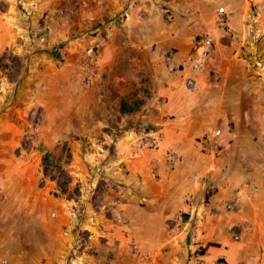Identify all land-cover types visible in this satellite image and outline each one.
<instances>
[{
	"label": "crops",
	"instance_id": "obj_1",
	"mask_svg": "<svg viewBox=\"0 0 264 264\" xmlns=\"http://www.w3.org/2000/svg\"><path fill=\"white\" fill-rule=\"evenodd\" d=\"M262 1L256 9L258 16H255L249 0H0V48L16 47L17 54L26 55V45L17 39L18 27L28 28L26 25L32 16L41 15L45 19L43 36L46 43L39 55L31 57L38 60L31 63V77L38 78L39 91L45 97L41 99L45 104V117L40 122L45 125L44 130H49L44 137L46 140L66 128L72 138L75 135H89L93 139L116 136L121 143L129 138L131 130L134 131L132 125H149L158 141L154 148L129 158L121 144L118 153L125 157L122 167L129 168V175H136V186L144 187V178L139 173L143 175L148 170H163L171 172L172 176L174 172H185L183 178H186L182 182L181 179L175 180L176 183L159 179L162 189L175 185L173 193L168 189L166 193L160 190L156 195L142 196L148 206L135 207L136 218L141 221L138 224L142 227L136 235L137 246L141 247L134 254L136 264H215L222 252L217 247L207 246V239L201 237L204 235L197 228L191 229L186 220L176 221L168 227H164L167 225L164 223L177 213L195 211L191 198L193 186L203 183L207 170L214 173L220 167L221 159L232 156L241 141L253 139L252 133L242 127L254 125L255 119H264V115L254 114L260 98L249 92L253 90L249 87L250 75L264 73V64L257 66L255 61L259 55L254 53L252 45L244 44L246 51L241 50V39H252L250 36H256L252 33L255 29L259 33L262 30L264 36ZM220 6L227 11L226 28L214 24ZM21 17L28 19L20 20ZM251 18L259 20L252 22ZM101 33L106 42L99 51L97 69L91 73L87 66L81 69L78 60ZM202 33L214 37V45L202 67L193 70L187 56L192 51L193 38ZM222 35L225 42H222ZM52 43L61 44V61L49 53ZM168 52L170 55L166 59L164 55ZM239 52L246 54L243 56ZM188 79L194 80L195 88L187 84ZM34 81L24 80L17 88L22 100H28V94L22 93L26 87L31 88ZM249 94L251 96L244 99ZM13 103L9 113L0 117V128L11 129L12 124L20 122L15 113L24 104L21 101L18 105ZM34 103L41 104L36 100ZM25 105L24 108L28 106ZM215 123H218L217 127ZM97 125H114L118 133L98 130ZM212 129L220 130L217 140L221 149L216 156L214 152L206 151L202 144V136ZM50 133L54 135L50 136ZM132 134L135 137V132ZM146 151L154 157L149 162H153L154 167L157 165V169L148 166L145 170L143 156L148 155ZM166 156L169 162L165 164ZM186 163H189L190 173L197 171L196 167L201 168L202 178L197 177L192 183L194 176H186ZM78 167L82 172L80 165ZM14 168L5 171L24 172L18 179L25 177L17 192L22 191L19 194L22 193L29 219H44L50 211L58 217L61 211L72 212L65 203L68 200L49 193V181H42L37 166L16 164ZM123 180L129 182L130 178L123 176ZM120 203L123 214H128V201ZM94 214L89 212L83 216L88 219L83 222V229H91V237L97 240L95 233L103 234L105 225L89 221L102 215L101 211ZM118 227L115 225V232H119ZM53 234L55 242L61 245L56 249H63L64 232ZM81 253L82 259L78 260L81 257L76 254L71 258L72 264H97L88 254Z\"/></svg>",
	"mask_w": 264,
	"mask_h": 264
},
{
	"label": "rangeland",
	"instance_id": "obj_2",
	"mask_svg": "<svg viewBox=\"0 0 264 264\" xmlns=\"http://www.w3.org/2000/svg\"><path fill=\"white\" fill-rule=\"evenodd\" d=\"M249 1L252 13L258 16L256 9L263 1ZM24 14L27 16L29 13L24 12ZM21 18L20 20L28 19ZM253 19L251 18L252 22L259 20ZM28 21L26 25L28 28L22 29L19 26L17 30V39H21L22 45H26V55L17 54L16 47L0 48V117L9 113L15 104L14 101L17 105L18 101L24 106L28 105L25 108L22 106L18 109L19 112L15 113L19 115V123L12 124L11 129L2 125L0 128L2 130L0 131V264H46L45 261L47 264H72L71 258L76 254L81 257L78 260L82 259L81 252L95 259L97 264H136L134 254L141 248L140 245L137 246L136 235L138 231H142V227L138 224L135 207L146 205L142 196L156 195L160 190L166 193L168 189L173 193L175 185L162 189L161 183H158L159 179L163 178L162 182L173 183L181 179L182 182L186 178H183L185 172H174L172 176L171 172L148 170L142 173L143 175L139 173L140 177L144 178L142 182L144 187L139 189L136 186V175L134 173L129 175L131 173L129 168L122 167L125 157L119 156L118 153L121 144L129 158L154 148L158 141H155L149 125H132L134 131L131 130L128 134L129 138L121 143L116 136L93 139L89 138V135L80 137L75 135L72 138L71 132L66 133V128L63 132H55V135L50 133V136L54 135L52 140H46L44 137L49 130H44L45 125L40 122L41 118L45 117L43 110L45 104L41 102L45 97L43 92L39 91L38 78L31 77L33 71L31 63L38 62L31 57L35 58L39 55L42 45L46 43L43 36L45 19L39 15L36 18L30 17ZM255 30L252 33L256 36H250L252 39H241V50L246 51L244 44L252 45L254 53L259 55L258 62L257 60L255 62L260 66L264 64V36L262 30L260 33L258 29ZM202 35L209 34L202 33ZM101 36L104 35L101 33L99 37ZM222 40V42L226 41L223 35ZM94 41L86 48L92 46ZM60 46L61 44L52 43L50 52L48 51L57 61L62 60ZM239 53L243 56L246 54V52ZM169 55L170 52L164 57ZM78 62L79 67L85 69L86 65L83 66V61L78 60ZM86 68L91 73L94 71L88 66ZM263 74V72L262 74L255 72L249 77V87L253 89L249 92L257 94L256 98H260L259 107L257 106L254 111L258 116L264 115ZM24 80H35L31 88L26 87V91L21 90L24 92L22 94H28V100H22L17 92L19 91L17 88ZM29 89L32 91L29 92ZM69 91H72L71 88ZM250 96L251 94L245 95L244 99ZM35 100L41 104H35ZM55 103L54 100L53 105ZM216 125L218 123H215ZM97 128L101 131L118 133L114 125H97ZM242 130L246 132L249 130L253 139L241 141L237 149L238 153L236 150L232 156L223 157L220 167L214 173L207 170L206 176H203V183L197 184V187L193 186L191 198L194 201L195 211L180 212L182 220L190 223L191 229L197 228L204 235L201 237L207 239V246H214L222 251L216 258L215 264H264V119L261 121L255 119L254 125H245ZM56 135L59 136L55 137ZM203 137L204 135L202 140ZM218 151L214 152V156ZM147 153L148 155L143 156L145 170L148 166L154 167L151 165L153 162H149L154 157L151 156L150 151ZM209 153L213 154V152ZM168 159V156L164 157L165 164L169 162ZM16 164L37 166L42 181H49V193L68 200L69 202L65 201V203L72 212L67 214L61 211L62 214L58 217L50 211L44 219H29L26 205L22 203V193L19 194L22 191L17 192L25 177L19 181L18 179L21 178L20 174L24 176V172L5 171L10 170V167L15 169ZM186 164V176H194L192 183H195V178H202L201 168L196 167L197 171L190 173L189 163ZM78 165L82 168V172ZM209 165L211 168L212 162ZM155 167L157 169V165ZM76 171L79 172L76 174ZM123 176L130 178L129 182L123 180ZM127 201L128 214H123L120 202ZM149 207L152 208L151 205ZM99 211L102 213L99 219L91 218L89 221L97 225L104 223L105 233L96 232L98 239L95 240L91 237V229H83V222L88 220L83 216L89 212L91 215L92 213L96 215ZM173 219L174 222L171 224L170 220ZM176 221L175 217L168 221L166 219L164 224L167 225L164 227L173 226ZM115 225L119 226V232L114 231ZM56 231L64 232L65 244L61 250L56 249V246L61 247L55 242L53 233ZM107 232L110 234L108 235ZM123 235L127 236L123 237ZM83 257L87 258V256Z\"/></svg>",
	"mask_w": 264,
	"mask_h": 264
},
{
	"label": "built area",
	"instance_id": "obj_3",
	"mask_svg": "<svg viewBox=\"0 0 264 264\" xmlns=\"http://www.w3.org/2000/svg\"><path fill=\"white\" fill-rule=\"evenodd\" d=\"M214 24L219 28L227 27V11L223 6L217 8ZM105 42V36L99 37L92 46L86 48L84 54L81 57L83 63L88 66L91 70H96V58L98 52ZM214 45L213 37L210 35H197L192 40V51L188 54L187 58L191 61V67L193 70H198L202 67L205 62L208 53L211 51ZM168 59V57H166ZM187 84L195 88L196 85L193 79H188ZM220 135V130L215 129L211 133H205L203 137V145L206 151L215 152L221 147L217 137ZM175 220L182 221V214L175 215ZM173 220H170L172 224ZM221 264V263H220Z\"/></svg>",
	"mask_w": 264,
	"mask_h": 264
}]
</instances>
